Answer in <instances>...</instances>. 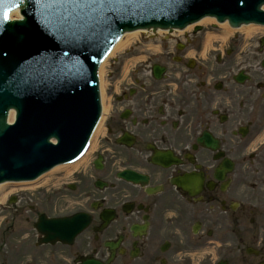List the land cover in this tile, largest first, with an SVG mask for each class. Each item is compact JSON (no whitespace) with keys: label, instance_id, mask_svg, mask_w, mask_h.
<instances>
[{"label":"flooded vegetation","instance_id":"flooded-vegetation-1","mask_svg":"<svg viewBox=\"0 0 264 264\" xmlns=\"http://www.w3.org/2000/svg\"><path fill=\"white\" fill-rule=\"evenodd\" d=\"M201 35L119 72L66 179L5 205L0 264H264V31Z\"/></svg>","mask_w":264,"mask_h":264},{"label":"water","instance_id":"water-1","mask_svg":"<svg viewBox=\"0 0 264 264\" xmlns=\"http://www.w3.org/2000/svg\"><path fill=\"white\" fill-rule=\"evenodd\" d=\"M263 3L0 0V182L32 179L82 151L100 113L97 67L123 32L181 28L205 15L264 23ZM15 7L21 19L9 20Z\"/></svg>","mask_w":264,"mask_h":264},{"label":"bare ground","instance_id":"bare-ground-1","mask_svg":"<svg viewBox=\"0 0 264 264\" xmlns=\"http://www.w3.org/2000/svg\"><path fill=\"white\" fill-rule=\"evenodd\" d=\"M11 17H16L18 16V11H13L10 15ZM213 21L212 18L210 17H205V18H202L198 24H202V23H207V22H211ZM219 26L220 28L222 29V35L221 37H227V36H230L231 34H233L234 32H239V33H243L245 36H246V31L247 33L250 32V27L249 26H246V25H241L240 27H237V28H231L228 26V24L226 23V21L222 22V23H219ZM192 27V25H189L188 27H186V29H190ZM161 30H158L156 33L157 35H160L161 34ZM141 32L139 30H136V31H133V32H130V33H125L117 42L116 44L113 46V48L111 49V51L108 53V55L106 56V58L103 60V62L101 63L100 65V68H99V80H100V92H101V98L103 96V80H102V70H103V66L107 63L108 59L113 56L115 53H117L118 51L121 52V51H124L126 50V48L129 47V45H131L133 42H135L137 39H138V36ZM155 33V34H156ZM211 37H208L207 38V41L209 42ZM103 112H105V108L103 107ZM12 117H13V113L10 112L9 114V117H8V120L11 121L12 120ZM102 119H103V116L101 118V120L99 121V124L96 128V131L98 129V127L100 126L101 122H102ZM95 131V132H96ZM63 168H69L68 166L66 167H62V168H59V167H55L54 169H52L50 171L49 174L51 173H55L56 171H59V170H62ZM45 179L41 180L39 183L38 182H31L29 183L30 185H28L26 188H23V189H34L36 187H38L39 185L43 184V181ZM38 183V184H37ZM9 183H6V182H1L0 183V201H4L6 196L8 194L11 193V191H14V190H21V188L19 189H7V185Z\"/></svg>","mask_w":264,"mask_h":264},{"label":"rangeland","instance_id":"rangeland-1","mask_svg":"<svg viewBox=\"0 0 264 264\" xmlns=\"http://www.w3.org/2000/svg\"><path fill=\"white\" fill-rule=\"evenodd\" d=\"M213 21L211 22H207V23H202L201 26H202V30L203 31H210L212 29V27H215V25L212 23ZM218 26V25H217ZM220 30H222L220 27H217ZM206 33V32H204ZM236 33V32H234ZM238 36H241L239 35V33H237ZM139 39L141 41L143 40H150L147 38H145L143 35L141 37H139ZM246 39V38H244ZM149 44V47L152 46V44L150 42H147ZM127 51H121V52H117L115 53L113 56H111L107 63L103 66V70H102V80L104 82L103 84V103H104V107H105V111L108 112V109H109V106H108V94H110L111 90L113 89V87H115V79L117 77V74L118 72L120 71V69L123 71V74L124 73H127V70H129L130 68H133V64H135V60L133 61L132 60H127L126 54ZM151 52V53H150ZM152 52L154 53L152 47H150L148 49V51H142L141 52V57L142 59H147V56H150L152 54ZM150 53V54H149ZM120 62H122V66L120 67ZM144 62V61H143ZM105 116V114H104ZM102 122H106L105 120V117L103 118ZM101 127L98 128V130L96 131V134L94 135V138L93 140L96 138V135L98 134L97 132H99ZM53 174V173H51ZM51 174H48V175H51ZM18 186H23L21 184H8L6 187L7 189H10L11 187H18ZM33 190L31 191H27V192H15V194H18V197H20L21 193L22 194H30V192H32ZM24 196H28V195H24ZM3 215V212H1L0 210V219H1V216Z\"/></svg>","mask_w":264,"mask_h":264}]
</instances>
